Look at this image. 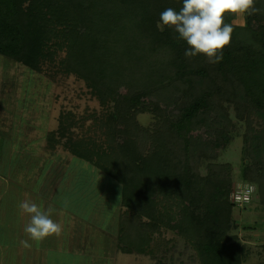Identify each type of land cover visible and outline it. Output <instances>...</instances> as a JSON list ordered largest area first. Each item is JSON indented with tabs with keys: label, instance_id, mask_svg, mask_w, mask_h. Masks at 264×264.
<instances>
[{
	"label": "trees",
	"instance_id": "trees-1",
	"mask_svg": "<svg viewBox=\"0 0 264 264\" xmlns=\"http://www.w3.org/2000/svg\"><path fill=\"white\" fill-rule=\"evenodd\" d=\"M169 7L182 0H0V57L50 82L72 76L97 102L84 115L60 109L44 149L112 182L114 251L151 256L154 236L169 230L198 264H241L249 251L228 233L231 168L216 159L232 112L244 126L246 205L264 212V0L242 25L225 16L232 39L215 64L186 58L174 29L157 27Z\"/></svg>",
	"mask_w": 264,
	"mask_h": 264
},
{
	"label": "rangeland",
	"instance_id": "rangeland-1",
	"mask_svg": "<svg viewBox=\"0 0 264 264\" xmlns=\"http://www.w3.org/2000/svg\"><path fill=\"white\" fill-rule=\"evenodd\" d=\"M232 24L242 25L243 17L235 16ZM60 109L84 115L99 107L82 81L69 76L50 82L0 57V264H61L62 251L76 246L86 253L77 255L75 264H198L194 251L169 230L154 236L151 256L114 251L118 195L112 182L60 148L52 154L44 149L45 134L55 128ZM229 115L230 140L216 162L230 165L232 188L242 185L239 174L246 160L243 123ZM137 118L143 125L151 119L146 113ZM24 200L54 208L52 219L61 232L38 242L29 239L24 228L30 217L19 208ZM246 204L234 203L228 233L249 251L241 264H262L264 212Z\"/></svg>",
	"mask_w": 264,
	"mask_h": 264
},
{
	"label": "clouds",
	"instance_id": "clouds-1",
	"mask_svg": "<svg viewBox=\"0 0 264 264\" xmlns=\"http://www.w3.org/2000/svg\"><path fill=\"white\" fill-rule=\"evenodd\" d=\"M255 3L256 0H182L178 11L169 7L160 13L157 27L161 31L174 29L187 45L186 58L203 56L215 64L223 59V51L232 39L233 27L225 23V16L244 17L259 12ZM19 208L30 217L24 228L29 239L38 242L61 232V224L52 219L54 208L45 210L30 200L21 201Z\"/></svg>",
	"mask_w": 264,
	"mask_h": 264
},
{
	"label": "built area",
	"instance_id": "built-area-1",
	"mask_svg": "<svg viewBox=\"0 0 264 264\" xmlns=\"http://www.w3.org/2000/svg\"><path fill=\"white\" fill-rule=\"evenodd\" d=\"M252 192V187L245 184H235L231 188L229 194L230 202L238 204H246L250 200V194Z\"/></svg>",
	"mask_w": 264,
	"mask_h": 264
},
{
	"label": "crops",
	"instance_id": "crops-1",
	"mask_svg": "<svg viewBox=\"0 0 264 264\" xmlns=\"http://www.w3.org/2000/svg\"><path fill=\"white\" fill-rule=\"evenodd\" d=\"M39 190H40V193L39 194L42 196V191H45V186L42 188V190L41 189H39ZM1 214L4 215V211ZM68 214H70V213H68ZM1 220L2 219H0V222H1ZM81 234L84 235L83 233H81ZM84 253H86V251H84V248H80L79 246H76L74 248H65L62 251V253H61V255L64 256L63 259L61 260V264H62V262H65L66 264H68V263L69 264L70 263L71 264H73V263L75 264V262L77 261V255L80 254L82 256V255H84Z\"/></svg>",
	"mask_w": 264,
	"mask_h": 264
}]
</instances>
